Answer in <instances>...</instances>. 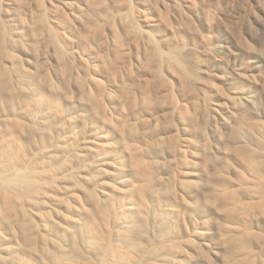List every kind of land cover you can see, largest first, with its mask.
Masks as SVG:
<instances>
[{
	"label": "rangeland",
	"instance_id": "1",
	"mask_svg": "<svg viewBox=\"0 0 264 264\" xmlns=\"http://www.w3.org/2000/svg\"><path fill=\"white\" fill-rule=\"evenodd\" d=\"M0 135V264H264V0H0Z\"/></svg>",
	"mask_w": 264,
	"mask_h": 264
},
{
	"label": "bare ground",
	"instance_id": "2",
	"mask_svg": "<svg viewBox=\"0 0 264 264\" xmlns=\"http://www.w3.org/2000/svg\"><path fill=\"white\" fill-rule=\"evenodd\" d=\"M41 99V98H40ZM38 106L41 108L40 111L43 113L42 121H45L48 124H51L52 122H58L56 116L58 113V108L56 106H52L50 104L46 105L45 100L41 99L38 102ZM17 127L14 129L17 134L15 135V138L22 137L23 135V129L26 126V122L22 121V117L17 116ZM38 129L42 130V128L37 125ZM56 141L61 140L58 135L55 136ZM50 139H45V144ZM47 148H50V146H46ZM242 151H246V148H243ZM17 147L8 146L3 140L2 136L0 135V221H4L9 217H12L14 214L16 215V200L13 199L12 194L17 195L20 200L23 199H29V201L35 202L36 196L42 187V181L41 178L38 175H31L28 171V165L24 163V161L17 156ZM49 154H52L49 152ZM259 156H252L249 157V162L253 166L252 169L257 174H261V171H264V165L263 167L261 164V160L259 159ZM261 157V156H260ZM25 165V166H24ZM256 174V176H257ZM260 175H258L259 177ZM260 178V177H259ZM17 197V198H18ZM0 224H4L3 222ZM2 225H0V233L2 230ZM31 238L35 237L36 231H34V227L32 228V231H30ZM38 235V234H37ZM0 238V250L1 246H3L5 243ZM242 246H248V244L245 242V240H242ZM20 256V257H19ZM11 259L13 260L12 264H32L29 263L26 256L20 255V253H16L15 256L11 255Z\"/></svg>",
	"mask_w": 264,
	"mask_h": 264
}]
</instances>
